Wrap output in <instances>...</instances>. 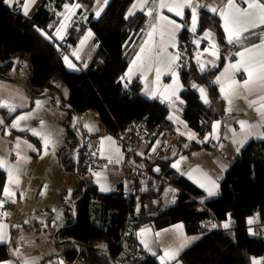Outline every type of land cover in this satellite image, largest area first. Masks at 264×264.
<instances>
[{"label": "crops", "instance_id": "1", "mask_svg": "<svg viewBox=\"0 0 264 264\" xmlns=\"http://www.w3.org/2000/svg\"><path fill=\"white\" fill-rule=\"evenodd\" d=\"M109 1L94 0L91 4L69 1L65 4L61 18L54 28L53 37L58 47H61L64 64L69 71H84L99 46L94 30L88 26L75 46L66 47L70 28L76 20L87 21L90 14L97 19ZM42 2L43 0H35L26 16H32ZM165 2L173 3L174 0H165ZM188 2L191 7H184L183 15L178 16L175 11L160 8L161 0H134L128 9L127 16L143 13L146 23L143 30L136 35L133 54L126 72L121 77V82L125 87L138 83L137 89L140 94L150 100H158L168 107L167 120L172 125L171 132L176 135L178 146V152L167 157L170 159L169 166L202 191L203 196L199 200L205 202L218 196L220 183L235 162L234 154L241 152L253 140H264V114L257 110L261 103H264V100H261L264 96V89H261L258 82L250 84L247 88L242 87L249 79L248 73L244 68L239 70L230 68V65L241 62L240 53H245L246 66H255L257 69L259 61L264 59L262 56L264 30H260L264 27V23L260 22L261 8L249 7L250 4L264 5V0H188ZM27 3L28 0H10L8 5L24 14V5ZM230 3L234 7L230 8ZM141 4L143 7H133V5ZM193 8H195L197 18L195 31L192 30ZM202 8L211 11L215 9L220 14L226 41H228V33L225 31V14L239 15L237 10L250 14L248 18H242L241 27L247 30L241 32L239 41L228 42L229 47L225 53L226 61L216 76L220 98L224 101L222 114L213 122L212 130L203 137L189 125L184 117L186 101L182 93L186 85L182 78L179 55L181 35L187 29L189 34L195 36L193 58L200 67L203 65V69H207L216 67L220 63L221 47L215 34L205 32L200 36L195 35L199 24V12ZM161 16L175 21L180 27L174 29L167 21H162ZM258 30L260 31L256 34L257 39L246 38ZM149 33H152L151 39ZM206 34L209 35L206 36ZM213 45L215 48L212 47ZM142 48L145 49L144 52H141ZM249 49L251 52L247 51ZM213 51L216 55L212 54ZM175 57L178 58L174 59ZM69 63L74 67H69ZM157 69L160 70L158 79ZM255 75L254 72V77ZM218 77L219 82H217ZM20 80L22 81L21 78ZM26 81L22 83L25 84ZM232 81L236 84L232 90H229L228 85ZM222 87L229 92L227 97L221 92ZM201 88L204 89L208 103L210 98L206 87L202 85L195 87L200 100L207 104L201 97ZM52 98L55 103L54 97ZM39 99L42 98L29 95L18 83L0 78V162H3L0 169L4 170L7 175L0 202V236L4 237L0 240V244H8L12 255L0 261V264H90L85 259L69 261L65 254L66 245H56L53 240L58 228L68 226L66 225L68 218L66 211L76 201L74 195L79 182L74 176L75 181H71L70 176L72 175H67L63 171L59 164L58 153L57 158L54 157L50 162L51 169L46 172L47 178L44 177L48 147L43 146L42 138L34 135L30 129L32 125L38 123L37 109L27 113L36 107L35 100ZM39 102L42 103H37L38 107L44 105L46 109L48 108V101ZM10 108L15 110L11 111ZM84 113L86 117L93 114L97 119L100 127L92 134H98V136L92 141L96 145L101 163L109 164L108 167L100 166L97 173L91 177L92 184L96 186L98 192L106 194L123 190L127 194L136 191L134 189L143 192L160 191V194L155 196L156 202L164 208L173 206L181 190L177 184L165 180L163 186L160 187L163 182L162 176L161 178L159 176L162 168L161 162L152 164L150 170L154 173V178L151 181H144L138 177L139 171L148 166L147 160L153 149V141L144 143L138 150L134 168L122 171L119 163L125 156L123 147L115 135L105 130L95 110L80 113L79 122L80 115ZM21 114L27 117L24 120L28 119V122L19 120L18 126L13 127ZM47 116L48 113L44 117ZM61 117L57 114L55 121H60ZM241 122H244L246 127L242 128ZM81 127L83 131L90 133L88 126L81 124ZM190 135L194 138H189ZM65 138H67L66 133ZM9 173H11V180ZM55 175L61 182L54 183ZM47 179L48 184L43 191ZM5 189H8L12 195H6ZM209 189L214 191V195H209ZM47 191L48 194H46ZM99 201L91 197L89 202L92 218L96 223H100L99 211H96ZM225 223L228 224L227 228L224 227ZM248 223L251 235L264 238V221L260 219L258 213L249 217ZM219 228H225L229 233L232 232V220H225L221 223L207 222L205 229L195 234L187 232L184 222H176L163 228H155L152 224H146L137 230L134 244L123 241V246L131 251L137 247H144L156 264H175L178 261L182 262L181 255L185 250L209 232ZM255 228L259 229L258 235L254 234ZM60 240L65 239L60 238ZM173 253L175 258H171ZM254 260L264 264V255L254 256L252 264Z\"/></svg>", "mask_w": 264, "mask_h": 264}, {"label": "trees", "instance_id": "2", "mask_svg": "<svg viewBox=\"0 0 264 264\" xmlns=\"http://www.w3.org/2000/svg\"><path fill=\"white\" fill-rule=\"evenodd\" d=\"M69 1L87 4L94 2L43 0L32 16H26L15 11L5 0H0V74L21 81L22 68L27 64L30 74L25 85L32 93L40 95L48 91L56 92L62 104L78 114L95 110L105 130L113 135L131 121L143 119L150 126L171 131L172 125L167 120L169 109L164 103L140 94L138 83L125 87L121 82L133 54L136 35L143 30L146 23L143 13L127 16L134 0H110L97 19L90 14L87 21H75L69 30L66 47L75 46L88 26L94 30L99 42L88 66L81 72L66 68L61 47H58L53 37L61 12ZM260 30H264V27ZM260 30L246 38L257 39L256 34ZM205 32L214 33L221 47L218 66L201 70L199 63L193 58L194 42L191 48L185 50L180 61L182 78L186 85L182 93L186 101L184 117L201 137L212 130L213 122L222 114L224 101L220 98L216 76L226 61L225 53L229 47L222 28V19L217 11L206 8L200 10L195 35L200 36ZM188 36L189 31L185 29L181 35L180 47H183L182 42ZM193 85L206 87L210 98L207 104L200 100ZM73 120L74 115L67 112L62 121L68 130L67 144L58 152L59 164L67 175H71L76 169L75 153L80 146L76 134L85 140V144L93 142L94 137L98 136L83 131L79 122L74 132L71 127ZM155 162H161L162 165L159 176H162L163 182L160 187L165 180L177 184L181 190L178 200L171 207L164 208L156 202L155 196L160 191L143 192L134 189L136 191H132L133 194H126L123 190L99 193L90 177L83 172L80 153L79 170L87 180L88 190L85 200L77 206L75 227L62 232L60 238L75 239L106 249L113 259L124 247L123 241L134 244L137 230L146 224L163 228L176 222H184L187 232L195 234L202 232L207 222L221 223L230 219L232 232L229 233L225 228L209 232L182 253V263L252 264L254 256L264 255V238L251 235L248 223L249 217L257 213L264 221V140H253L242 149L240 158L231 165L222 179L218 196L205 202L199 200L203 196L202 191L182 174L170 168L169 158ZM138 177L151 181L154 173L151 179H145L142 171H139ZM6 180V172L0 169V202ZM82 191L83 186L79 183L75 200L79 199ZM91 197L100 200L96 207L100 223L92 218L89 206ZM66 213V225L69 226L74 221L73 206ZM65 247L69 261L85 259L90 264H112L105 254L73 244ZM11 256L10 246L0 244V261ZM149 264L156 263L151 258Z\"/></svg>", "mask_w": 264, "mask_h": 264}, {"label": "built area", "instance_id": "3", "mask_svg": "<svg viewBox=\"0 0 264 264\" xmlns=\"http://www.w3.org/2000/svg\"><path fill=\"white\" fill-rule=\"evenodd\" d=\"M194 41L195 37L189 34L188 38L182 42L183 47L179 48L180 61L185 50L191 48ZM115 137L125 153L123 161L119 163V168L122 171L134 168L138 150L144 143L153 141V149L147 160L148 166L142 170V176L145 179L152 178L150 168L155 161L171 157L178 152L176 135L169 130L160 129L159 126H150L145 119L131 121L126 127L118 129ZM93 144L94 142H88L81 152L83 172L87 177L96 174L100 166H109L108 163H101L96 145L94 144V147ZM240 156L241 152H236L234 160H238ZM255 233L259 234L258 228H255ZM150 259L151 254L144 247H138L135 251L122 247L113 258L116 264H149ZM176 264L183 263L178 261Z\"/></svg>", "mask_w": 264, "mask_h": 264}, {"label": "snow or ice", "instance_id": "4", "mask_svg": "<svg viewBox=\"0 0 264 264\" xmlns=\"http://www.w3.org/2000/svg\"><path fill=\"white\" fill-rule=\"evenodd\" d=\"M5 3H10V0H5ZM35 3V0H28V3L24 5V15L28 14V9L31 6V4ZM143 7V4L141 5H133V7ZM191 7V4L188 2V0H174L173 3H167L165 2V0H161V3L159 4L160 8H167L168 11H175L176 15L178 16H182L183 15V8L184 7ZM76 7H78V5H76ZM229 7L232 8L234 7V5H232L231 3L229 4ZM250 8L253 7H258L261 8V15H260V22L264 23V5H249ZM213 11H215V9H213ZM237 13H239V15H228L225 14L224 16V21H225V31L228 33V42L229 43H233L234 41H239L240 38V34L242 31L247 30L246 28H242V18H248L249 17V13L247 12H240L239 10H237ZM99 14V13H97ZM131 14V13H130ZM149 15H151V12H149ZM160 19L162 21H167L169 25H172L174 27V29H178L180 27V25L176 24L175 21L172 20H168L167 17L161 16ZM196 11L195 8H193V15H192V24H193V31H195V26H196ZM153 31H155V29H153ZM209 34H206V36ZM152 33H149V38L151 39ZM173 47H175V45H173ZM213 48H215V45L212 46ZM145 49L142 48L141 52H144ZM149 51H151V49H149ZM248 52H251V49L247 50ZM213 55H216V52L213 51L212 53ZM241 56V62H239L238 64H234V65H230V68L235 69V70H239L240 68H244L245 71L248 73V77L249 79L246 80L244 82V85L242 87L247 88L250 84L253 83H259L261 89H264V59H261L259 61V68L257 69L255 66H246L245 62H244V56L245 53H240L239 54ZM262 56H264V53H262ZM178 57H175L174 59H176ZM138 59H140V57H138ZM135 63V62H134ZM69 67H74L72 64L69 63ZM201 70H203V65H201ZM131 71V70H130ZM157 79L159 78V72L160 70L157 69ZM254 72L256 73L255 77H254ZM219 77L217 78V82H219ZM236 84L235 81H232L231 83H229L228 85V89L232 90L233 86ZM193 87H195V85H193ZM201 92V97L202 99H204L205 103H207V98L206 95L204 94V89H200ZM221 92L225 94V97H227L229 95V92L225 90V88H221ZM153 95H155V93H153ZM167 98V97H165ZM261 100H264V96L261 97ZM7 107V105H4ZM11 111H14V108H10ZM258 111H261L262 114H264V103H261L260 108L257 109ZM27 117H20L18 119V121L13 125V127H17L19 120L22 119H26ZM170 119H172V117H169ZM241 127L244 128L246 127V125L244 124V122H241ZM34 135H41V133L38 132H33ZM189 138H194L192 135H190ZM44 139V144L45 147H47V145L49 143H51L50 139L48 137H43ZM29 147H31V145H29ZM0 166H3V162H0ZM173 167H177V165H173ZM10 176V180H11V173H9ZM18 182V181H17ZM203 186V185H201ZM102 190H107V189H102ZM5 193L6 195L11 196L12 193L8 190L5 189ZM209 195H214V191L209 189ZM251 223V221H249ZM214 227V226H213ZM224 227L227 228L228 224L225 223ZM4 237L0 236V240H3ZM167 255V254H166ZM171 258H175V254H171ZM253 264H260L259 261L254 260Z\"/></svg>", "mask_w": 264, "mask_h": 264}, {"label": "rangeland", "instance_id": "5", "mask_svg": "<svg viewBox=\"0 0 264 264\" xmlns=\"http://www.w3.org/2000/svg\"><path fill=\"white\" fill-rule=\"evenodd\" d=\"M29 74H30L29 67L26 64L22 68V71H21V77L20 78L22 79V81L27 80ZM66 93H67V91H66ZM35 101H36V107L33 110H29L27 113H31L35 109H37L36 111L39 114V117H37L38 123L32 125V128L30 127V129H32V131L31 130L30 131L32 133L34 131L41 133V135H39V136H40V139L42 138L43 146H45L43 137H48L51 141V143H49L47 145L48 157L45 160L46 164H45V168H44L46 170L44 177L47 178L46 172H47V170L51 169V165H50L51 160L54 159V157L57 158L56 154L59 152L58 150H60L63 146H65L67 144V138L64 139V134L65 133L67 134L68 130H67V127L62 123V121L64 120L63 118H65L67 116V112L60 109L57 104L55 105V103L53 102L52 96H48L46 98H42V99L35 100ZM39 101H43V103L48 101V108L46 109V106H44V105L38 107L37 103H42ZM53 111H56V112H53ZM46 112L48 113V116L44 117L45 114H47ZM57 114H60L62 116L60 121H55V116H57ZM19 117H25V116H24V114H21ZM85 117H86L85 113L82 116L80 115V122L79 123L85 124L86 126H88L91 134H92V132L93 133L97 132L99 130V127H100L98 122H97V119L93 116V114H90L86 118ZM22 121L28 122V119L27 120L22 119ZM94 144H93V146H94ZM49 148H51V149H49ZM70 177H71L70 178L71 181H75V178L73 176H70ZM90 179H91V177H90ZM53 180H54V183L61 182V180H59L56 175L54 176ZM46 184H48V179H47V183H45V185L43 186V191L47 187ZM46 194H48V191L46 192ZM127 194H133V192H128ZM254 234H256L255 230H254Z\"/></svg>", "mask_w": 264, "mask_h": 264}, {"label": "water", "instance_id": "6", "mask_svg": "<svg viewBox=\"0 0 264 264\" xmlns=\"http://www.w3.org/2000/svg\"><path fill=\"white\" fill-rule=\"evenodd\" d=\"M0 78L6 79V80H10V81H14V82L18 83L19 85H21L25 89V91L29 95H31L33 97H36V98H44V97H48V96L54 97L55 103L58 105V107L60 109H62L64 111H66V112L71 113V114L74 115V120H73V123H72V126L71 127H72V130L74 132H76V128H77V125H78V122H79V114L74 109L65 107L62 104V101H61L60 96L56 92L48 91V92H46L44 94H40V95L39 94H34L21 81H18V80L13 79V78L5 77V76H3L1 74H0ZM76 137H77V139H78V141L80 143V146H79V148L77 149V151L75 153L76 169H75V171L71 175L74 176V177H76V179L78 180V182L83 186V191H82V194L79 197V199H77L73 203V216H74L73 223L71 225H69V226L58 228L55 231V233H54L53 240H54V243L56 245L63 246V245H71V244H73V245H76V246H79V247H84L85 249H87L89 251H94V252H98V253H101V254H105L106 256L109 257V259L111 260V263L112 264H116L114 262V260L110 257V254H109V252L106 249L97 248V247L88 245V244H86L84 242H81V241H78V240H75V239L60 240V235H61L62 232L67 231V230H70V229H73L75 227V225L77 223V217H78V214H77V206H78V204L82 203L85 200V197H86V194H87V190H88L87 180L81 175V172L79 170V158H80V153L84 149L85 140L78 133L76 134Z\"/></svg>", "mask_w": 264, "mask_h": 264}]
</instances>
